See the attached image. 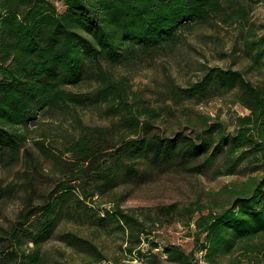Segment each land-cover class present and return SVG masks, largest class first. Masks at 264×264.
I'll use <instances>...</instances> for the list:
<instances>
[{"label": "trees", "instance_id": "16d2710c", "mask_svg": "<svg viewBox=\"0 0 264 264\" xmlns=\"http://www.w3.org/2000/svg\"><path fill=\"white\" fill-rule=\"evenodd\" d=\"M57 1L61 12L50 0H0V159L18 157L26 139L24 131L39 119L69 114L77 125L66 150L72 159L66 179L58 180L44 203L23 217L16 243H31L32 247L27 253L21 251L22 255L14 251L7 255L21 259L18 264H61L46 262L39 254L40 244L59 221L87 217L81 199L87 198V188L103 195L126 179L141 177L140 164L177 161L186 167L190 159L202 158L197 170L201 173L223 154L226 174H235L247 160L264 166V79L254 84L236 70H206L200 81L180 89L179 97L200 101L234 92L247 113L237 118L232 134L218 132L214 138L220 126L204 125L194 138L179 133L172 139L125 136L114 147L107 142V129L81 126L72 115L76 109L101 108L111 118L119 117L113 126L122 123L129 137L139 128H148L149 123L140 125L138 119L153 118V114L144 106L137 108L139 101L136 96L131 98L125 79L113 78L110 71L173 48L193 26L224 19L227 11L239 21L244 5L264 0ZM249 45L255 50L253 63H261L264 38ZM86 82L90 89L83 91ZM171 91L173 97L178 94ZM35 146L46 154L41 143ZM109 151L107 162L100 163L99 156ZM93 165L98 168L92 169ZM32 215L35 223L26 226ZM104 220H111L122 232L129 229L131 236L145 232L135 217L118 206L104 211L97 224L102 227ZM194 225L195 249L186 254L178 246L164 245L161 251L168 260L191 264L189 259L200 253L204 263L215 264L239 252L240 258L231 260L232 264H264V242H256L264 239V177H248L234 190L227 207L200 215ZM69 238L70 243L84 242L75 235Z\"/></svg>", "mask_w": 264, "mask_h": 264}, {"label": "rangeland", "instance_id": "374dc122", "mask_svg": "<svg viewBox=\"0 0 264 264\" xmlns=\"http://www.w3.org/2000/svg\"><path fill=\"white\" fill-rule=\"evenodd\" d=\"M50 1L62 11L57 0ZM241 11L243 17L239 21L227 11L224 19L193 26L179 37L173 48L110 71L113 78L125 79L131 98L136 96L139 101L136 107L144 106L153 114V118L140 116L138 119L140 125L149 123L148 128H139L136 135L129 137L122 123L113 126L114 122H120L119 117L111 118L101 108L76 109L72 115L81 126L107 129V142L114 147L119 146L125 136L126 139L154 135L172 139L179 133L194 138L205 129L204 125L220 126L213 133L214 138L218 132L232 134L237 118L247 113L237 103L234 92L200 101L179 97L180 89L200 81L211 68L239 71L254 84L264 79V57L261 63L254 64L255 50L249 45L264 38V3H248ZM88 89L90 85L86 82L83 91ZM171 90L178 94L173 97ZM76 126L69 114L39 119L24 131L26 139L18 157L0 159V189L3 191L0 264H18L21 259L15 261L7 255L12 251L22 255L21 251L27 253L32 247L31 243H16L23 217L44 203L58 180L66 179L64 174L72 162L66 150ZM36 142L43 145L46 154L37 149ZM112 151L100 155L99 162H107ZM202 160L190 159L186 167L177 161L159 166L140 164L144 169L141 177L126 179L103 195L87 188V198H81L87 217H66L59 221L52 235L40 244V256L48 263L61 264H177L163 255L162 246L175 245L186 254L192 252L197 232L194 221L200 215L210 211L217 213L227 207L234 190L248 177H264L261 162L247 160L232 175L226 174L225 155H218L209 168L199 173ZM98 165H93L92 169H97ZM116 206L135 217L145 232H134L131 236L129 229L122 232L111 220H104L100 227L97 218ZM35 219L32 215L26 226L33 225ZM70 235L84 242L70 243ZM201 242L202 239L198 241ZM256 242H264V239ZM201 256L195 253L190 263L206 264ZM236 258H240L239 252L215 264H232L231 260Z\"/></svg>", "mask_w": 264, "mask_h": 264}]
</instances>
